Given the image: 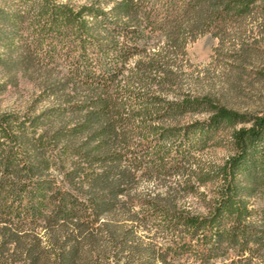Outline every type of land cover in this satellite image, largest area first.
<instances>
[{
    "label": "trees",
    "instance_id": "obj_1",
    "mask_svg": "<svg viewBox=\"0 0 264 264\" xmlns=\"http://www.w3.org/2000/svg\"><path fill=\"white\" fill-rule=\"evenodd\" d=\"M251 15L264 0L0 5V67L49 72L46 105L0 111V264H264V110L175 89L188 41Z\"/></svg>",
    "mask_w": 264,
    "mask_h": 264
},
{
    "label": "rangeland",
    "instance_id": "obj_2",
    "mask_svg": "<svg viewBox=\"0 0 264 264\" xmlns=\"http://www.w3.org/2000/svg\"><path fill=\"white\" fill-rule=\"evenodd\" d=\"M74 7L98 0H61ZM2 6H18V0H0ZM176 91L207 95L215 102L238 111L264 110V19L248 16L234 24L223 38L203 33L188 41L179 59ZM133 64V60L129 65ZM64 73L58 67L56 72ZM48 71L30 65L19 70L0 67V111L19 113L38 110L48 103L40 101L42 81ZM49 73V72H48ZM198 114L191 119H203ZM226 147L209 148L202 153L206 161L222 162L229 154ZM206 188V191H209Z\"/></svg>",
    "mask_w": 264,
    "mask_h": 264
}]
</instances>
